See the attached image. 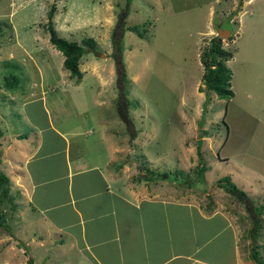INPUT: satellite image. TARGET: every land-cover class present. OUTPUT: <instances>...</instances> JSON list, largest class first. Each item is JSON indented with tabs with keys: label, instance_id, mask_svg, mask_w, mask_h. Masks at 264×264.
<instances>
[{
	"label": "rangeland",
	"instance_id": "obj_1",
	"mask_svg": "<svg viewBox=\"0 0 264 264\" xmlns=\"http://www.w3.org/2000/svg\"><path fill=\"white\" fill-rule=\"evenodd\" d=\"M124 3L125 0H0V128L5 132V124L10 122L8 131L29 132L19 113L30 106L22 104L23 92L33 80L37 83L39 78L42 82L45 107L52 114L62 101L67 103L79 95V89L71 90V85L80 82L84 102L66 106V110L83 109L82 114L98 115V119L110 117L107 123L118 130L121 143L126 145L116 160L129 162L136 173H147L145 167L150 174L182 168L191 185L183 179L172 182L174 187L206 203L214 192L217 202L224 201L234 212V221L241 228V255L247 258L255 214L251 209L246 211L233 195L225 197L231 194L215 185V180L227 175L254 204L264 201V0H130L124 23L137 25L143 34L138 36L128 29L123 32L122 83L116 80L110 33ZM51 5V25L58 34L94 38L96 49L87 52L94 55L102 70L103 85L88 71L81 81H76L59 62L61 52L49 42L45 28ZM217 28L229 32L220 38ZM212 36L232 52L225 61L232 90L228 99L217 97L200 81L198 53ZM36 49L50 57L48 68ZM84 58L91 55L87 53L82 62ZM8 75L16 77L11 88L3 84ZM69 81L72 82L68 84ZM198 86L202 89L198 90ZM35 90L39 91L38 87ZM32 105V116L44 115L38 100ZM198 141L200 154L196 152ZM200 162L206 167L203 180L197 181ZM158 179L167 180L166 176ZM4 184L8 192V183H0V187ZM218 187L223 191L215 192ZM20 209L22 203L15 191L0 203L2 223L11 227V235L20 236L11 251L16 259L30 253L28 243L21 237L31 229L15 228L13 224L17 220L19 225L14 214ZM261 227H257V242L264 235ZM222 242L218 259L231 264V237H222ZM258 251L264 257L263 250ZM200 253H206L203 246ZM50 258L55 260L52 253ZM33 259L37 261L35 254Z\"/></svg>",
	"mask_w": 264,
	"mask_h": 264
},
{
	"label": "crops",
	"instance_id": "obj_2",
	"mask_svg": "<svg viewBox=\"0 0 264 264\" xmlns=\"http://www.w3.org/2000/svg\"><path fill=\"white\" fill-rule=\"evenodd\" d=\"M65 36L79 41L86 35ZM35 51L48 68L50 57ZM87 53L91 58H84L85 69L81 58ZM79 65L76 81L88 71L103 85L105 78L93 54H81ZM113 72L110 68V75ZM81 86L73 82L71 90L79 89V95L62 101L52 114L45 107L42 82L33 80L23 92L22 104L30 106L19 113L29 132L8 131L10 122L5 132L1 130L0 171L8 179V197L15 191L22 203L14 214L19 225L17 220L13 224L31 230L21 237L30 253L16 259L11 251L20 236L11 235L8 224H0V264H224L218 256L226 236L232 240L231 264H254L241 255V228L234 212L224 201L217 202L214 192L206 203L174 187L178 180L166 182L148 172L136 173L129 162L116 160L126 145L118 130L107 123L110 117L98 119V115L82 114L83 109L66 110V106L83 104ZM35 100L46 111L44 115L32 116ZM218 189L215 192L223 191ZM260 215L263 229L264 208ZM257 245L264 253V235ZM202 246L205 254L200 253Z\"/></svg>",
	"mask_w": 264,
	"mask_h": 264
},
{
	"label": "trees",
	"instance_id": "obj_3",
	"mask_svg": "<svg viewBox=\"0 0 264 264\" xmlns=\"http://www.w3.org/2000/svg\"><path fill=\"white\" fill-rule=\"evenodd\" d=\"M130 0H125L124 5L117 12V19L115 21V25L111 31V43H112V57L114 59L115 67H116V80L123 81L125 80V70L123 65V59L121 56L122 51V43L121 37L125 29L134 31L138 36H142L143 32L138 28L135 24L126 25L124 23V19L128 13V4ZM54 6L51 5L48 9L47 16L48 21L45 24V28L48 31V40L49 42L59 50L62 55V66L68 69L70 75L75 76L77 79L80 77V70L78 67V59L81 54L87 51H94L96 49V42L91 36H83L79 41L75 39H67L58 34V32L51 25V17L53 14ZM216 36H212L209 38L207 44H204L201 50L198 53V58L202 66L200 81L203 83V87L207 90H212L215 95L219 98L228 99L232 95V90L230 88V69L226 65L225 61L230 58L232 52L227 49L221 47V43L219 38H215ZM16 77L13 75H8L4 77L3 84L7 88H11L12 84L15 83ZM198 90L202 88L198 86ZM1 135V128H0ZM196 152L199 153V141L196 145ZM1 154V149H0ZM200 158V156H198ZM202 161V157L200 158ZM200 165L197 168V178L196 180H203V172L205 169V164L203 162L199 163ZM147 172H151L146 168ZM155 173V171H154ZM155 178H159L162 176H166L168 180H178L184 181L191 185L187 178V172L181 170V168H173L172 171H160L156 174H153ZM8 179L6 175L2 171H0V183H7ZM215 185L221 186L227 192L236 197L240 204L243 205L246 211L251 209L255 214L254 217V225L253 229L250 230L249 236L252 239V245H250L249 250V258L254 261L255 264H264V258L258 251V245L256 241V232L257 227L260 225L262 208H264L263 204H254L252 199L249 197L247 193H245L242 189L235 185V183L229 178V176L225 175L219 177L215 180ZM7 187H0V203L4 201L6 197H8ZM0 224H2V216L0 214ZM7 227V225H4ZM29 260V259H28Z\"/></svg>",
	"mask_w": 264,
	"mask_h": 264
},
{
	"label": "water",
	"instance_id": "obj_4",
	"mask_svg": "<svg viewBox=\"0 0 264 264\" xmlns=\"http://www.w3.org/2000/svg\"><path fill=\"white\" fill-rule=\"evenodd\" d=\"M228 29H225V28H217V31H216V35L220 38H223L225 36V34L227 35L228 34Z\"/></svg>",
	"mask_w": 264,
	"mask_h": 264
},
{
	"label": "clouds",
	"instance_id": "obj_5",
	"mask_svg": "<svg viewBox=\"0 0 264 264\" xmlns=\"http://www.w3.org/2000/svg\"><path fill=\"white\" fill-rule=\"evenodd\" d=\"M182 169V168H181ZM236 185V184H235ZM237 186V185H236ZM241 189V188H240ZM225 190V189H224ZM226 191V190H225ZM245 192V191H244ZM246 193V192H245ZM232 195V194H231Z\"/></svg>",
	"mask_w": 264,
	"mask_h": 264
}]
</instances>
